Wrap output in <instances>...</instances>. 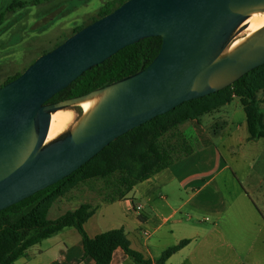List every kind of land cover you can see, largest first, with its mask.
Segmentation results:
<instances>
[{
	"label": "water",
	"instance_id": "95a60500",
	"mask_svg": "<svg viewBox=\"0 0 264 264\" xmlns=\"http://www.w3.org/2000/svg\"><path fill=\"white\" fill-rule=\"evenodd\" d=\"M264 0H129L39 57L0 88V211L70 176L110 143L264 65V29L228 55ZM163 45L142 71L89 94L48 103L86 71L141 40ZM102 99L75 129L46 144L52 113Z\"/></svg>",
	"mask_w": 264,
	"mask_h": 264
},
{
	"label": "crops",
	"instance_id": "0c3cea01",
	"mask_svg": "<svg viewBox=\"0 0 264 264\" xmlns=\"http://www.w3.org/2000/svg\"><path fill=\"white\" fill-rule=\"evenodd\" d=\"M260 94L259 104L264 101ZM236 99L205 114L199 122L180 125L178 128L193 124L200 127L199 138H194L197 143L191 145L187 141L189 147L174 158L170 167L137 184L127 197L109 201L104 195H90L79 202L76 191L72 190L52 205L48 219L53 208L61 212L72 206L70 211H75L89 204L94 213L84 228L90 238L123 228L131 248L154 264L163 252L184 240L188 244L165 264H264V212L261 209L258 212L251 192L236 173L234 182L238 180L243 186L235 189L233 195H227L228 185L236 186L232 185V177L225 176L232 168L218 146L228 144L233 151L238 144L249 143V135L239 140L230 135L226 138L219 131V122L233 124L235 128L238 125L235 118L238 108L233 105ZM244 122L247 127L246 114ZM263 186L264 178L255 190L261 191L264 203ZM138 206L142 210L137 211ZM206 215L215 219L213 227L201 224L209 220ZM14 264H95V261L84 257L80 233L68 227L30 248ZM111 264L136 263L118 249Z\"/></svg>",
	"mask_w": 264,
	"mask_h": 264
},
{
	"label": "trees",
	"instance_id": "16d2710c",
	"mask_svg": "<svg viewBox=\"0 0 264 264\" xmlns=\"http://www.w3.org/2000/svg\"><path fill=\"white\" fill-rule=\"evenodd\" d=\"M49 1H12L6 12L0 14V28L9 13L23 10L29 5H41ZM127 1L129 0L106 2L93 22L111 14ZM84 27L86 26L77 27L74 34ZM162 45L161 37H152L124 48L104 63L86 71L48 103L89 94L142 71L158 56ZM21 74L7 78L0 84V88L17 79ZM261 92H264V65L252 70L221 91L185 102L174 110L133 129L110 143L70 176L0 211V264H14L30 248L68 227H73L80 233L84 257L92 258L95 264H111L114 253L118 249H122L136 264H154L131 248L123 228L109 230L94 239L90 238L84 224L94 213L91 205L83 204L75 211H69L55 220H50L48 213L52 205L81 184L99 180L107 182L111 178H115V182L110 184L113 192L110 193L108 200L116 201L127 197L137 184L150 179L173 164L174 159L171 154L162 148L160 143L162 137L185 122H199L202 116L219 110L235 98L240 100L246 114L248 140L264 139V116L260 112L258 98ZM188 242L184 240L163 252L155 264H165L170 256L186 246Z\"/></svg>",
	"mask_w": 264,
	"mask_h": 264
},
{
	"label": "rangeland",
	"instance_id": "374dc122",
	"mask_svg": "<svg viewBox=\"0 0 264 264\" xmlns=\"http://www.w3.org/2000/svg\"><path fill=\"white\" fill-rule=\"evenodd\" d=\"M12 1L14 0H0V14L6 12ZM108 1L111 0H50L41 5H29L23 10L9 13L0 28V84L9 77L23 73L33 61L61 45L74 34L77 27L91 24L94 18L98 16L100 8ZM244 30L245 27H240L235 38ZM260 97L263 99L264 93H261ZM233 105L234 107L237 105L238 108L235 117L238 131L233 124L227 126L223 122L218 123L219 131L222 130L226 138L230 135L242 140L249 135L244 122L245 113L239 99H236ZM259 107L264 116V101L259 104ZM82 116V111L76 108L74 118L68 127L77 120L79 121ZM240 124L243 126L242 128ZM69 131L71 129L65 133ZM199 132L200 127L197 124L182 126L162 137L160 143L162 148L167 150L174 159L189 147L187 141H190L191 145L197 143V138H194H199ZM257 141H249L247 145L244 143L242 146L238 144L233 151L229 150L228 144L219 143L218 146L232 168L225 173V176L232 177V185L236 186L234 188L228 185L227 195L228 193L233 195L235 189L243 186L238 180L234 182L233 176L236 173L244 186L251 192L258 212L260 209L264 212L261 191L255 190V187L264 178V140ZM183 143H187L186 146ZM113 182H115V178H111L107 182L104 180L92 181L81 184L73 190L76 191L79 202L90 195L96 197L104 195L108 198L113 192V188L110 186ZM76 204L79 203H75V206ZM71 208L74 207L69 206L61 212L53 208L49 217L51 220L56 219L65 212L72 210ZM205 217H209V220L201 224L205 227H213L216 223L215 219L211 215Z\"/></svg>",
	"mask_w": 264,
	"mask_h": 264
},
{
	"label": "bare ground",
	"instance_id": "6f19581e",
	"mask_svg": "<svg viewBox=\"0 0 264 264\" xmlns=\"http://www.w3.org/2000/svg\"><path fill=\"white\" fill-rule=\"evenodd\" d=\"M241 27H245V30L230 43L223 55L232 53L237 48L246 43L250 37L264 29V12L252 13ZM101 99L102 96L97 95L72 105L66 109H61L52 113L46 144L60 137L68 129L72 130L76 128L79 122L78 120L68 127L74 118L76 108L80 109L83 115H88L97 107Z\"/></svg>",
	"mask_w": 264,
	"mask_h": 264
},
{
	"label": "built area",
	"instance_id": "2783aa9c",
	"mask_svg": "<svg viewBox=\"0 0 264 264\" xmlns=\"http://www.w3.org/2000/svg\"><path fill=\"white\" fill-rule=\"evenodd\" d=\"M136 210H137V211L142 210V206H138V207L136 208Z\"/></svg>",
	"mask_w": 264,
	"mask_h": 264
}]
</instances>
